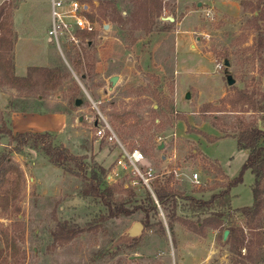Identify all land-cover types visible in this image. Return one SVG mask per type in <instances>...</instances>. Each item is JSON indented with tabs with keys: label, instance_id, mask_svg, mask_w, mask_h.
<instances>
[{
	"label": "rangeland",
	"instance_id": "374dc122",
	"mask_svg": "<svg viewBox=\"0 0 264 264\" xmlns=\"http://www.w3.org/2000/svg\"><path fill=\"white\" fill-rule=\"evenodd\" d=\"M5 1L13 5L6 9L4 28L15 37V9L22 5L16 21L26 27L31 15L47 19L52 0ZM101 1L81 2L88 3L89 13H94ZM117 2L133 28L132 38L121 34L113 14L99 17L97 30L82 37L80 48L62 44L63 52L58 47L51 52L52 65L32 71L41 85L27 83L22 91L0 86V91L14 95L12 110L4 111V117L11 126V113L23 108L67 112L68 124L61 134H53L54 144L110 171L119 150L96 135L93 118L101 112L128 148L142 150L145 164L165 174L158 177L160 182L169 178L177 192L179 219L171 221L159 203L151 227L143 224L140 214L93 223L105 208L80 194L81 175L50 162L42 151H12L6 147L8 139L0 137V152L7 148L26 178L17 200L19 215L0 214V264H14V239L20 264H264V215L249 223L235 210L254 202L255 176L250 170L244 172L242 183L231 188V208L224 216L214 213L223 208L194 212L190 207L191 197L208 200L224 190L223 185L240 174L245 162L246 155L232 133L221 129L238 125V118H257L264 125L258 118L262 115L242 104L240 95L245 90L260 99L264 91V47L259 45L264 20L258 19L259 29L252 23L264 11V0L260 6H256L259 0ZM73 59H81V66L76 67ZM86 72L92 75L87 84L81 79ZM228 74L235 79L233 85ZM115 75L119 80L114 85L111 77ZM31 91V97H24ZM73 97L82 99V104L70 102ZM208 136L219 138L211 142ZM161 143L165 145L159 149ZM194 173H199L201 184L192 182ZM10 177L17 182L16 172ZM128 182L123 177L116 183ZM14 183L11 188L17 190ZM132 189L135 203L148 190ZM116 196L127 197L125 193ZM64 221H74L83 230L69 240H57L54 233ZM135 221L144 225L143 232L127 240L124 233ZM232 223L243 228L235 241L238 245L231 237ZM19 224L25 232L19 231ZM226 230L229 234L224 239ZM237 246L240 252L233 250Z\"/></svg>",
	"mask_w": 264,
	"mask_h": 264
},
{
	"label": "trees",
	"instance_id": "16d2710c",
	"mask_svg": "<svg viewBox=\"0 0 264 264\" xmlns=\"http://www.w3.org/2000/svg\"><path fill=\"white\" fill-rule=\"evenodd\" d=\"M83 1V0H80ZM99 9L95 10L94 13H87V15L95 22L101 20L100 18L107 17L110 13L113 14V19L118 22L119 30L125 38H132L130 35L133 34V28L129 26V19L126 20L123 14L118 10L117 0H102ZM263 0H259L256 6H260ZM12 3L10 1L4 2L0 5V86L15 88L18 91L24 89L23 85L31 83V85H41V81L33 79V72L46 70L47 67H31L29 68V73L27 76L21 77L15 73V61H14V43L16 40V35L14 37V32L4 28V20L6 9L11 7ZM252 5V4H251ZM248 6H244L247 10ZM109 9L113 11L110 12ZM100 17V18H99ZM264 20V11H262L261 16H254L252 23L258 29V19ZM100 22V21H99ZM91 35V34H88ZM260 47H264V36L259 39ZM91 45L88 43L87 48ZM8 53V55H7ZM73 63L76 67H80L82 64L81 59L74 60ZM87 66L92 65L88 60L86 61ZM48 73H51L50 71ZM92 75L90 72L82 73L81 79L85 84L91 80ZM29 89H34L29 88ZM34 92H26L24 97H31ZM156 98L160 99L158 93L155 92ZM242 104L252 107L255 113H259L262 116L258 117L264 121V91L260 93L261 98L258 99L253 94L248 91H240ZM38 96V101L40 100ZM31 99V98H29ZM78 98H72L70 102L76 104ZM23 103H28L24 101ZM20 111H27V108H23ZM125 114H130L125 112ZM116 117V116H115ZM238 125L235 123L233 125L227 126L221 129L225 132H231L232 137L236 138L239 149L247 150V157L242 166L241 172L238 176L231 179L229 183L224 184V190L220 193H214L208 200L195 199L191 197V210L194 212H199L200 210H216V208H223V210L215 214L224 216L226 211L231 208V188L243 182V174L246 170H250L254 176L255 181L253 184V194L254 202L249 206H242L236 210L239 212L249 223L256 221L259 217L264 215V131L259 129L258 119L245 120L238 118ZM0 137L8 139L7 148H11L12 151L20 152L23 148L34 149L42 151L48 160L58 166L63 167L66 171L81 175L83 178V183L80 188V194L83 196L93 197L94 200L100 205L104 206L99 215L93 218V223L99 222L100 224L107 222L112 218H121L125 216H131L133 214L142 215V222L146 227H151L155 224L152 222V218L158 214V204L149 190L145 191L146 196L134 202L136 194L132 187L126 184L113 183L110 184L107 179V172L109 169L105 168L103 165L93 164L89 165L84 161L83 157L72 154L66 147L55 145L53 142V134L50 132H17L14 133L11 126L9 125L8 119L4 117V111L0 109ZM211 142L217 140L219 137L208 136ZM7 148L0 152V214H10L19 215L20 207L18 206L17 200L19 201V194L24 188L25 174L22 169H20L12 160L10 156V151ZM91 168V169H89ZM11 172H16L18 179L13 180L10 177ZM164 183L160 182V179L154 181V189L156 197L160 204L164 205L165 209L168 211V216L172 219H179L176 217L178 210V202L176 200L177 192L170 187V180ZM18 183V189L13 190L11 187L13 183ZM14 183V184H15ZM22 185V187L20 185ZM18 192V194H17ZM125 193L127 197H117L116 194ZM133 202V203H132ZM159 223V222H157ZM90 224V223H89ZM160 225L163 227V222L160 221ZM24 227V226H23ZM19 231L22 229L25 232V228H21L18 225ZM231 237H233V242L238 241L240 233L243 234V228L238 227L236 223H232L229 226ZM83 229L74 221H64L60 223L59 230L54 233V237L59 240H69L73 238L77 233ZM22 238H24L22 236ZM236 241V242H235ZM14 251V264H20L21 261L17 258V240L14 239L11 245ZM235 252H240L239 246L233 247ZM1 254V252H0Z\"/></svg>",
	"mask_w": 264,
	"mask_h": 264
},
{
	"label": "built area",
	"instance_id": "2783aa9c",
	"mask_svg": "<svg viewBox=\"0 0 264 264\" xmlns=\"http://www.w3.org/2000/svg\"><path fill=\"white\" fill-rule=\"evenodd\" d=\"M89 11L90 5L80 0H52V24L48 34L62 52V44L80 48L83 43L82 37L97 30V22L87 15ZM93 120L95 123L97 122L96 135L98 138L115 143L119 150L116 164L107 172V181L113 184V182L116 183L119 179L127 177L129 179L127 186L147 188L156 200L158 207H160L152 185L160 175L165 174H159L152 165L148 167L145 164L147 158L142 150L139 148H128L119 139L105 115L99 112ZM169 172L172 171L167 173ZM175 172L178 174V171ZM192 182L201 184L199 173L193 174Z\"/></svg>",
	"mask_w": 264,
	"mask_h": 264
},
{
	"label": "crops",
	"instance_id": "0c3cea01",
	"mask_svg": "<svg viewBox=\"0 0 264 264\" xmlns=\"http://www.w3.org/2000/svg\"><path fill=\"white\" fill-rule=\"evenodd\" d=\"M3 1L5 0L0 1V5ZM21 6L16 8L14 13L17 35L14 43V58L16 75L24 77L27 76L31 67H49L52 65L54 61L51 52L57 46L48 34L52 24V1L47 19L41 21L42 18L38 14L31 15L29 25L26 27H21L16 21V15L19 14ZM12 93L6 90L0 91V109L2 111L12 110L11 101L14 96ZM67 115V112L64 111H13L10 123L14 133L34 131L61 134L68 124ZM203 142L201 141V145ZM242 151L247 157V150Z\"/></svg>",
	"mask_w": 264,
	"mask_h": 264
},
{
	"label": "water",
	"instance_id": "95a60500",
	"mask_svg": "<svg viewBox=\"0 0 264 264\" xmlns=\"http://www.w3.org/2000/svg\"><path fill=\"white\" fill-rule=\"evenodd\" d=\"M201 5V3H200ZM174 18H171V21H174ZM226 66H229V62H226ZM226 72H228V69H226ZM119 80V76L115 75L111 77V82L115 85ZM228 83L229 85H233L235 83V79H233L231 77L230 74H228ZM187 97H190L189 93H187ZM82 104V99H77L76 100V105H81ZM97 124V122H96ZM259 129L264 131V125L261 124V122L259 123ZM164 143H161L159 145V149H162L164 147ZM164 159L166 158L165 156L163 157ZM144 229V225L139 222V221H135L124 233V237L127 240H133L136 237H139ZM229 234V230H226L224 233V239H227V236Z\"/></svg>",
	"mask_w": 264,
	"mask_h": 264
}]
</instances>
